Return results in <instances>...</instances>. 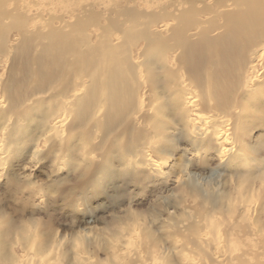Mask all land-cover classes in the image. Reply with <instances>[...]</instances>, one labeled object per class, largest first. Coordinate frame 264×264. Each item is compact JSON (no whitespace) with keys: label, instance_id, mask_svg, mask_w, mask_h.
<instances>
[{"label":"bare ground","instance_id":"bare-ground-1","mask_svg":"<svg viewBox=\"0 0 264 264\" xmlns=\"http://www.w3.org/2000/svg\"><path fill=\"white\" fill-rule=\"evenodd\" d=\"M209 1L198 9L192 2L170 29L162 26L167 37L150 30V22L140 24L131 10L119 12L125 20H112L98 37L88 35L87 21L47 37H16L23 68L11 70L20 84L3 85L0 97L9 106L0 107V122L16 114L6 138L7 148H14L21 139L16 123L38 117L39 135L28 139L36 147L48 140L46 158L54 162L66 156L69 163L82 164L85 180L96 190L126 177L138 187L172 184L182 196L180 178L167 176L184 139L189 161L203 152L205 161H224L237 170L238 179L226 192L189 185L205 207L190 232L194 255L202 258L196 263L190 253L180 257L189 264H264V228L252 219L263 211L264 200L258 207L251 201L264 199V144L253 149L247 141L254 124L264 125V0ZM9 42L10 37H0V59L11 52ZM7 93L17 99L8 101ZM30 99L36 100L34 107L19 108ZM11 233L0 228V264H61L53 258L54 246H45L35 231L16 233L5 244ZM117 250L119 264H164L162 257L163 263L156 261L155 251L145 256ZM89 259L76 264H94Z\"/></svg>","mask_w":264,"mask_h":264},{"label":"rangeland","instance_id":"rangeland-1","mask_svg":"<svg viewBox=\"0 0 264 264\" xmlns=\"http://www.w3.org/2000/svg\"><path fill=\"white\" fill-rule=\"evenodd\" d=\"M194 1L196 9L201 8L203 3H210L209 0H0V37H10L11 41V52L0 59V93L7 83L20 84L21 77L13 75L11 70L14 65L23 68V58L18 56L17 47L20 39L15 40L16 37H47L48 33L62 32L78 21H87L88 35L98 37L112 20H125V16L119 13L122 10L134 11L140 24L150 22V30L167 37L169 31L166 32L162 26L170 29L176 23L174 17L190 10ZM93 16L95 19L89 20ZM199 17L203 19L202 15ZM153 18L156 20L151 22ZM12 89L11 92L16 91ZM5 99L15 100L17 96L7 93ZM35 99H30L19 108L34 107ZM0 101V107L9 106L2 97ZM8 117L11 121L0 122V228L7 227L12 231L5 244L16 233L35 231L43 236L41 239L45 246L47 242L54 246L56 252H52L53 258L59 259L61 264H76V260L83 257L91 258L89 261L94 264H119V260L114 259L116 249L119 250L115 254L119 255L125 251L127 254L142 251L148 256L146 251H155L153 254L159 253L157 262L189 264L188 259H182L180 254L190 253L197 257L193 252L195 242L190 232L199 226L197 216L205 212V207L197 203L199 196L189 190V185L197 184L202 191L226 192L238 179L237 170L226 168L224 161L218 164L216 161H205L203 152H197L198 158L189 161L190 152H186L188 147L182 139L170 159L173 169L167 176L170 179L180 178L178 185L184 186L186 191L182 196L173 190L172 184L152 181L146 187H138L126 177H115L112 183L96 190L85 180L86 170L82 164L69 163L65 160L66 156L60 160L61 163L54 162L53 157L46 158L48 140H42L36 147L28 139L29 134L31 137L39 135L36 128L38 117L35 115V121L21 118L22 122L16 123L20 145L15 149L7 148L8 128L17 120L14 112ZM253 127L247 141L250 148L256 149L259 144H264V125L254 124ZM3 148L7 149L6 155L2 154ZM259 197L251 200L255 207L264 200ZM252 219L264 228V208L261 213L252 215ZM125 229H130V233ZM239 230L244 232V229ZM120 231L126 235L122 236ZM234 234L239 240L241 235L236 231ZM202 256L205 257V254ZM161 257L163 260L159 261ZM197 258L194 262H201L202 257Z\"/></svg>","mask_w":264,"mask_h":264}]
</instances>
